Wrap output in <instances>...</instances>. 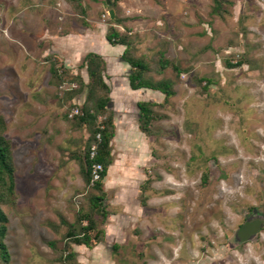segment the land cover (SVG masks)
I'll return each instance as SVG.
<instances>
[{
  "label": "rangeland",
  "instance_id": "rangeland-1",
  "mask_svg": "<svg viewBox=\"0 0 264 264\" xmlns=\"http://www.w3.org/2000/svg\"><path fill=\"white\" fill-rule=\"evenodd\" d=\"M81 6L0 0V114L15 175V201L2 207L9 259L0 264H264V224L251 241L233 242L246 218L264 216V0H225L219 16L212 0ZM112 30L148 64L144 76L170 80L175 94L150 92L148 134L134 104L113 115L119 134L95 208L98 192L78 161L90 129L68 117L85 93L62 99L87 82V52L118 55L104 38ZM161 56L181 72L159 71ZM52 64L80 79L56 84ZM111 73L110 90L120 91L125 75ZM98 117L95 126L106 116ZM80 213L95 219L100 241L64 239Z\"/></svg>",
  "mask_w": 264,
  "mask_h": 264
},
{
  "label": "trees",
  "instance_id": "trees-1",
  "mask_svg": "<svg viewBox=\"0 0 264 264\" xmlns=\"http://www.w3.org/2000/svg\"><path fill=\"white\" fill-rule=\"evenodd\" d=\"M80 9L81 13H84L81 6V0H68ZM213 6L211 13L213 15L220 14L221 4L225 0H212ZM106 40L110 44H120L124 46V51L121 55L123 61H125L130 67V73L128 75L129 86L132 89L138 88H150L157 90L164 94L165 99L173 96L175 91L173 89L172 82L170 80L162 79L159 81H153L150 78H146L144 74L149 70L148 64L139 57H134L129 53V44L126 38L120 36L116 31L112 30L105 35ZM80 67H84L87 74V82L84 83L79 80L75 89L68 92H63V101L71 100L73 97L84 91V100L80 105L79 111L73 116L76 127L87 126L90 129V137L87 142L86 150L83 154V159L78 160L80 164L81 179L85 184H89L91 180L90 168L92 163H99L102 166L100 173V179L95 181L92 186L98 192L97 195L92 196L91 200L95 208H100L101 201L104 197L102 189V179L106 175L108 167L112 164L111 146L110 142L114 136V126L112 123V112L107 114L108 106L110 103V89L105 82V62L101 55L95 52H88L84 55ZM170 67L176 74L181 71L180 67L163 56L159 59V71ZM232 67H234L232 65ZM52 78L56 84L61 85L63 82L75 81L80 79L78 76L71 77L70 80H65V76L69 71L66 69H60L52 64L50 67ZM155 103L152 102H140L137 104L139 113V126L140 129L148 133L150 123L156 119V114L153 107ZM106 116L102 121L103 128L98 129L95 126V122L98 116ZM5 122L0 114V260L7 262L9 254L7 247L4 243V236L6 233V216L2 211L4 205L13 204L15 201V175L14 165L11 157V144L10 141L4 137ZM99 133L100 142L96 148V154L93 159L89 158V149L93 142H95V135ZM102 218L106 216L104 210H100ZM85 220V225H82V221ZM95 219L88 213H80L77 216V222L75 225H70L66 233L64 234L65 240H70L75 245H92V242L100 241L102 237V231L97 230ZM78 226V229H77ZM94 232L93 236L89 233ZM50 245H53L51 243ZM73 253H68L66 258H72ZM75 264V263H74Z\"/></svg>",
  "mask_w": 264,
  "mask_h": 264
},
{
  "label": "crops",
  "instance_id": "crops-1",
  "mask_svg": "<svg viewBox=\"0 0 264 264\" xmlns=\"http://www.w3.org/2000/svg\"><path fill=\"white\" fill-rule=\"evenodd\" d=\"M104 38H105V35H104ZM105 40H106V38H105ZM116 45L117 46H115L114 48L117 47L119 50L118 55L116 57H113V58L112 57H106L105 55H102L101 52L97 53V54L101 55V57L103 58V60L105 62V69H106L105 70V72H106L105 82L107 83V85H108L109 79L112 76V73H111L112 67H113L114 71L123 72L125 75V77H124L125 83H123L124 88L121 89L120 91H115V92H114V90L113 91L110 90V93H109L110 103H109L108 107L111 109V112L114 115L116 113L119 114L121 107L127 108L130 105L134 104L137 108L136 121L138 122L139 113H138L137 104L140 102H153V101H151V98H153V97L151 96L150 92L156 91V90H153L150 88L132 89L129 86L128 75L130 73V67L121 58V55L124 51V46L120 45V44H116ZM109 46L111 48V44H109ZM109 89H110V87H109ZM158 93H160V92L158 91ZM124 113H126V111ZM113 115H112V117L114 118ZM126 115L128 117V114H126ZM113 118H112V120H113ZM113 125L116 126L115 130H114V135L117 136L119 134V132H118V127H117V122L115 120H113ZM146 134H148V133H146ZM115 136H113V137H115Z\"/></svg>",
  "mask_w": 264,
  "mask_h": 264
},
{
  "label": "water",
  "instance_id": "water-1",
  "mask_svg": "<svg viewBox=\"0 0 264 264\" xmlns=\"http://www.w3.org/2000/svg\"><path fill=\"white\" fill-rule=\"evenodd\" d=\"M111 19L114 18L112 10L109 11ZM264 224V216L259 213H254L250 217L246 218L241 225L237 227L233 233V242L236 244L246 243L251 241L261 230Z\"/></svg>",
  "mask_w": 264,
  "mask_h": 264
},
{
  "label": "built area",
  "instance_id": "built-area-1",
  "mask_svg": "<svg viewBox=\"0 0 264 264\" xmlns=\"http://www.w3.org/2000/svg\"><path fill=\"white\" fill-rule=\"evenodd\" d=\"M78 113V109L77 108H73L71 110V112L68 114V117H73L74 115H76ZM99 118V117H98ZM96 127L98 129L103 128L102 125H100V123H97ZM100 142V135L99 133H97L95 135V142H93L90 146L89 149V158L93 159L95 157L96 154V148L98 143ZM102 171V166L99 163H92L91 168H90V173H91V180L90 183L93 184L95 181L100 179V173Z\"/></svg>",
  "mask_w": 264,
  "mask_h": 264
}]
</instances>
